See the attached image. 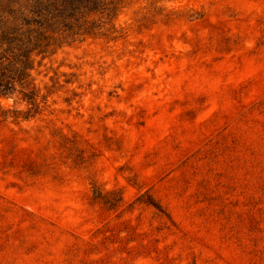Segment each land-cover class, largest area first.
Returning <instances> with one entry per match:
<instances>
[{
    "label": "rangeland",
    "instance_id": "1",
    "mask_svg": "<svg viewBox=\"0 0 264 264\" xmlns=\"http://www.w3.org/2000/svg\"><path fill=\"white\" fill-rule=\"evenodd\" d=\"M118 1L1 100L0 264H264V0Z\"/></svg>",
    "mask_w": 264,
    "mask_h": 264
},
{
    "label": "trees",
    "instance_id": "2",
    "mask_svg": "<svg viewBox=\"0 0 264 264\" xmlns=\"http://www.w3.org/2000/svg\"><path fill=\"white\" fill-rule=\"evenodd\" d=\"M119 8L118 0H0V108L14 99L27 107L23 119L39 115L47 100L31 83L35 57L86 39H121Z\"/></svg>",
    "mask_w": 264,
    "mask_h": 264
}]
</instances>
